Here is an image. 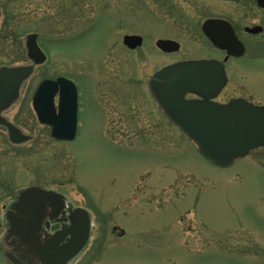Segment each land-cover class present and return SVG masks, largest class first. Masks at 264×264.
<instances>
[{"label": "rangeland", "instance_id": "obj_1", "mask_svg": "<svg viewBox=\"0 0 264 264\" xmlns=\"http://www.w3.org/2000/svg\"><path fill=\"white\" fill-rule=\"evenodd\" d=\"M240 4L251 7L244 23H257L252 0H0V65L28 62L30 32L48 56L5 117L37 120L31 96L41 78L71 77L80 93L75 140L39 136L27 152L0 138V153H31L44 182L53 175L49 186L90 212L91 238L72 264H264V147L217 167L145 94L153 71L183 55L154 46L158 38L181 40L180 6L202 19ZM125 34L140 35L142 45L126 48ZM191 37L188 52L200 53ZM247 40L250 56L264 52V35ZM249 63L230 93L264 105V59ZM22 157L7 167L15 162L29 175L31 160Z\"/></svg>", "mask_w": 264, "mask_h": 264}, {"label": "water", "instance_id": "obj_2", "mask_svg": "<svg viewBox=\"0 0 264 264\" xmlns=\"http://www.w3.org/2000/svg\"><path fill=\"white\" fill-rule=\"evenodd\" d=\"M264 7V0H256ZM208 20L204 30L218 23ZM212 42L226 47L227 42L209 34ZM138 35H125L123 43L129 48L140 45ZM156 46L172 52L179 48L173 40L159 39ZM28 58L42 63L46 56L36 42V34L26 36ZM32 66L0 67V124L9 129L12 141L19 142V131L1 115L19 96L23 81L29 77ZM221 76L220 69L209 61H180L167 65L148 81L153 98L170 121L190 140L198 152L221 167L245 156L251 149L264 146V107L237 99L226 105L208 100H186L187 92L203 94L204 78ZM221 83H219L220 85ZM59 87L58 111L53 96ZM207 97V96H206ZM32 107L43 123L52 126V135L59 139H72L76 130L77 94L74 83L63 77L55 81L44 80L33 97ZM52 120H58L53 122ZM63 196L39 187L21 190L7 208L9 224L7 238H12L14 250L6 253L12 264H67L85 246L90 233V216L83 208H75L68 216L70 224L52 235L43 237L44 215L64 213ZM53 218V217H52ZM16 244V245H15Z\"/></svg>", "mask_w": 264, "mask_h": 264}, {"label": "flooded vegetation", "instance_id": "obj_3", "mask_svg": "<svg viewBox=\"0 0 264 264\" xmlns=\"http://www.w3.org/2000/svg\"><path fill=\"white\" fill-rule=\"evenodd\" d=\"M228 2L230 4H237L240 1L245 2L247 0H221ZM254 3V7L256 10L255 14L259 17L257 20V23L253 24H245L244 19L250 12V6L247 4H240V6H237L238 8H232L231 10L227 11L226 16H219V15H210L208 17L198 19L195 18V16L191 13V10L187 9V7L180 6L179 11L184 13L183 14V20L184 23V29L182 33L181 40L177 41L173 38L164 37V38H158L159 39H172L178 42L179 49L174 52H165L161 49L157 48L155 46L156 41L154 43L155 50L160 55H171L178 53L179 51H182L183 55L176 60H172L170 62H167L161 67H159L157 70L153 71L151 76L157 72L158 70L162 69L168 64L175 63L178 61H189V60H206V61H213L218 69H220L221 76L217 74L214 77L210 78H204L203 81L205 82V89L203 90L202 95H198L194 92H187L185 94V99L188 100H208V102H213L218 105H226L231 101H234L236 99H243L246 102L252 103L254 105H263L262 103L255 101L254 99H251L249 97H246L244 95H241L239 92H236V95H232L230 92L231 88L238 85V81H240V78H244L239 76L241 73H243V70H247L250 63L249 62H260L264 59V52H259L256 54L254 52L253 56H250V48L249 44L247 43V39L249 36H257V35H264V7H260L256 4V0H252ZM180 5V4H179ZM2 16V12L0 10V18ZM219 20L218 23H215L214 25L209 26V29L206 30L203 29V25L208 20ZM189 30V31H188ZM192 30V31H191ZM188 31V34H187ZM209 34L216 35L220 37L221 39H224L225 42H227L226 47L221 48L219 46H216L208 37ZM192 34L191 37L189 34ZM194 39L193 42H197L199 44L200 53H190L188 52L189 46H190V38ZM37 42L39 45V37L37 36ZM197 46V45H196ZM138 47L134 48L133 50L137 49ZM24 61L27 60V63H13V64H2L1 66H25V65H32V73L31 75L22 83V86L20 88V96L22 89L27 81L31 79L33 74L36 73L38 69L42 70L43 65L46 64L47 60L40 64H33L31 63L26 54V48H25V42H24ZM252 54V53H251ZM161 58V57H160ZM238 75V76H237ZM150 76V77H151ZM58 76L51 77V78H41L39 82H37V85L34 89V92L31 96V102L32 97L38 87V85L46 79H57ZM68 78V77H67ZM75 85L76 82L73 78L69 77ZM148 81V80H147ZM219 83H221L219 85ZM233 83L232 87L230 85ZM240 85V84H239ZM77 88V86H76ZM236 90V87L235 89ZM147 91V93H146ZM145 94L147 95L148 99L151 101L152 104H154L156 108V112L161 115L163 120H169L167 116L160 110V107L155 102L154 98L151 96L148 87L146 88ZM235 93V92H234ZM19 96V98H20ZM207 96V97H206ZM80 93L77 89V102H78V109H77V127H76V135L71 140H65V139H58L52 136L51 134V127L48 126V124H44L41 120H6L8 123L12 124L16 130L19 131V138L21 141L16 142L12 141L10 137L9 129L0 124V138L4 145H9L12 147H20L22 150H25L29 152L33 147H35L37 144H39V136H46L49 137L53 142H71L75 140L77 136V131L79 128V100ZM18 98V100H19ZM17 100V101H18ZM16 101V102H17ZM59 101V87L57 88V92L53 96V103L54 107H56ZM14 103V105L16 104ZM13 106V105H12ZM11 106V107H12ZM10 107V108H11ZM9 108V109H10ZM8 109V110H9ZM7 111V110H6ZM5 111V112H6ZM34 112V111H33ZM35 114V113H34ZM3 116L5 117L4 113ZM36 117V115H35ZM6 118V117H5ZM161 118V119H162ZM7 119V118H6ZM37 119V117H36ZM53 122H58V120H52ZM36 122V124H35ZM43 129L48 130L46 133H44ZM34 141V144L32 142ZM8 152L7 155L5 152L0 153V230L2 231V235L0 236V264H11L10 261L6 258V253H10L14 250L15 246H13V240L12 238H7V230L9 228V224L6 219V211L7 207L15 200L16 195L24 188L30 187V186H39L44 187L46 189H52L50 186L54 184L55 178L53 175L50 174L49 179L51 182L47 183L44 182L43 173L40 169V164H38L36 161L32 160L30 154L26 153H17L15 150ZM12 154L14 156H12ZM12 156V157H11ZM31 160L30 167H28L25 170H28L29 175L26 173H21L18 171V166H16V163H12V168L7 167V162L18 160L20 158ZM25 159V160H26ZM30 176V177H29ZM29 177L30 180H27L26 183L23 184L22 187H17L16 185L19 182H25L26 178ZM47 177V178H48ZM20 186V183H18ZM50 185V186H49ZM66 207L64 208V213H59L58 215H52L46 213L44 215V219L42 222V229L45 230V233L47 234H53L55 231L61 229V227L64 224H68V215H69V207L74 208L69 202H67V199H65ZM89 212V211H88ZM90 214V212H89ZM52 217L54 219H52ZM91 217V214H90ZM92 220V219H91ZM191 230V228H190ZM118 232L117 236H123L125 234V231L121 228L119 229L116 226L112 227V232ZM45 235V234H43ZM16 245V244H15Z\"/></svg>", "mask_w": 264, "mask_h": 264}, {"label": "bare ground", "instance_id": "obj_4", "mask_svg": "<svg viewBox=\"0 0 264 264\" xmlns=\"http://www.w3.org/2000/svg\"><path fill=\"white\" fill-rule=\"evenodd\" d=\"M250 154V153H249Z\"/></svg>", "mask_w": 264, "mask_h": 264}]
</instances>
